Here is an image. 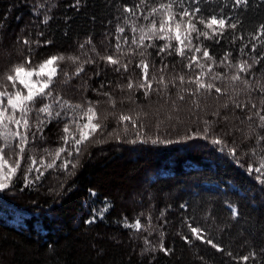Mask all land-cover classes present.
<instances>
[{"label":"trees","instance_id":"1","mask_svg":"<svg viewBox=\"0 0 264 264\" xmlns=\"http://www.w3.org/2000/svg\"><path fill=\"white\" fill-rule=\"evenodd\" d=\"M169 2L177 20L192 13L212 38L192 33L183 56L175 39L141 42L163 18L152 9ZM212 15L236 27L216 35L198 23ZM0 44V83L26 59L35 66L64 56L51 92L72 106L37 99L29 114L20 168L0 192V264H264V175L255 171L264 163L256 115H264V0H0ZM109 55L119 63L103 58ZM198 78L221 91L200 88ZM147 82L151 89L140 87ZM43 103L60 116L38 112ZM89 106L102 129L77 155L64 128L76 132L73 121L86 123ZM233 113L246 125L230 127ZM61 147L68 151L46 167ZM9 156L14 164L16 151L5 149ZM30 158L39 172L28 173ZM136 220L140 231L125 226Z\"/></svg>","mask_w":264,"mask_h":264},{"label":"snow or ice","instance_id":"2","mask_svg":"<svg viewBox=\"0 0 264 264\" xmlns=\"http://www.w3.org/2000/svg\"><path fill=\"white\" fill-rule=\"evenodd\" d=\"M237 4L247 3V0H236ZM173 3L169 2L168 4H161L160 8L152 9L154 14L159 13L162 15V19L159 21V28H157L156 22H152L151 27L149 28L148 33H144L140 37V41L142 42L145 38L147 39H175L179 42L180 45L183 47L175 49L176 52L183 56L185 55L184 49H192V33H197L198 35H202L206 38L211 39L212 36L209 35L207 31H201L197 24L193 22L195 17H193L192 13L184 11L182 13L183 17L186 19L177 20L176 14L172 12ZM127 11L131 12L132 9H127ZM199 12V9L195 10ZM198 23L200 25H204L207 29H210L216 35H222L223 31L226 27L235 28L236 25L234 23L229 24V22L223 18H217L215 15H212L211 18L205 22L204 19H199ZM183 26V32L181 31ZM219 30V31H218ZM123 32V29H120ZM143 32V30H141ZM149 33H151L149 35ZM170 33H174L173 36H170ZM163 34V35H161ZM183 37V38H182ZM187 41V43H185ZM24 43H28L27 40ZM151 45H146L145 47H150ZM83 47V46H81ZM119 47V46H117ZM165 48H171L172 45L166 44ZM163 51V49H161ZM195 51L201 52L200 48H195ZM143 55V53H141ZM202 56L206 57L207 59L211 60L212 57L208 51H202ZM107 61L112 64H118L119 60L114 59L113 56L109 55L103 57ZM65 59L64 56H51L48 59L44 60L43 62L32 66V62L30 59H26L24 63H19L14 65L8 72L4 73L2 79L4 83H0V141L3 143L0 144V190L6 189L9 187L13 177L16 175L17 170L20 168V162L23 159V153L25 151V147L28 144V130L30 128L29 125V114L32 112L33 108L35 107V103L37 99H40L42 102L47 99H52L53 103L59 105L61 108L64 107H72L68 104L67 101H64L61 104L59 98H55L52 96L51 86L54 82V77L57 75L59 62ZM73 62L78 60V57H69ZM193 62H195V58H192ZM27 65V67H26ZM140 66L143 68V77L144 80H148V64L145 61L140 62ZM190 68L192 67L191 64L188 65ZM199 67L203 68L204 65H198ZM125 70H127V65H123ZM250 67L246 65V63H241L239 65V69L241 72L247 71V68ZM83 71V68L80 67L77 70V74ZM204 73H201L203 76ZM36 77L37 79H33ZM215 78V77H214ZM181 81L184 80V77H179ZM233 80H239L240 76L235 75L232 77ZM193 83L198 84L200 88H207L208 90H212L215 88V85L212 83H205L202 79H197L192 81ZM163 83V80L160 81ZM11 86L13 91L8 90V86ZM22 86V87H18ZM129 88H132L133 85L131 83L128 84ZM140 87L151 89L152 85L151 82L141 83ZM47 90V91H46ZM216 92H220V88H215ZM264 103V101H262ZM79 108L80 106H75ZM240 107V105H237ZM256 105L253 104L252 108H255ZM264 110V109H262ZM38 112L45 113L48 117H56L60 116V112L56 111L53 113V105L51 103H43L42 107L38 109ZM259 116L261 121V127H264V115H260L259 112L256 113ZM83 117L87 118V122L84 124H79L75 121L76 125V132L70 131L69 127L66 125L64 128V132L66 133L65 137H63L65 141V145H69L72 150L79 155L81 152V146L85 145L90 138L96 134L97 131L102 129V124L99 122V117L96 113L94 107L89 106L84 112ZM249 120L252 119L251 116L248 117ZM120 121H131L133 125H135V120L131 116L122 115L120 116ZM127 131V128H125ZM78 137V138H77ZM260 139L264 140V137H260ZM216 144H221L223 141L217 139L213 141ZM5 149L9 152L16 151L17 159L15 160L14 164H9V160L11 156L5 158ZM68 151L67 147H61L56 150L53 163H49L46 165L48 168L55 167V159H59L61 153ZM232 154H235V149H232ZM51 155V153H50ZM68 155H72V152H68ZM31 160V167L27 169L28 173H31L33 169L36 172H39V168H36V161L34 158H30ZM42 166L43 165V162ZM70 161L64 160L62 167L67 170L68 164ZM75 167V165H73ZM264 169V163H261L260 167L256 168L255 171L264 175L262 172ZM43 175V173H40ZM40 175L36 176V180L40 179ZM33 181L28 180V176H25V183H32ZM92 221H89V223ZM126 227H131L136 231H140L142 225L140 224L139 220H136L135 223L129 225L125 224ZM191 231L193 234L197 236L198 239L203 240L204 237L200 235L201 229L192 227ZM207 243L212 244L213 247L218 246L213 244L211 240H208ZM221 250L222 249H219ZM165 251H167L165 249ZM244 260H247L248 257H243Z\"/></svg>","mask_w":264,"mask_h":264},{"label":"rangeland","instance_id":"3","mask_svg":"<svg viewBox=\"0 0 264 264\" xmlns=\"http://www.w3.org/2000/svg\"><path fill=\"white\" fill-rule=\"evenodd\" d=\"M182 46V45H181ZM5 49H4V47L0 44V53L2 54L3 52H5L4 51ZM33 79L35 80V79H37L36 77H33ZM169 117V116H168ZM228 121H229V125H231V123H233L230 127H232V128H235V127H233V125H235V122H237V121H239V122H243L244 123V121L240 118V116L237 114V113H233L230 117H228ZM87 122V121H86ZM244 125H246V123H244ZM250 130L251 131H253L254 130V127H251L250 128ZM9 164H12L10 161H9ZM11 184V183H10ZM0 192H1V190H0ZM141 194V193H140Z\"/></svg>","mask_w":264,"mask_h":264}]
</instances>
